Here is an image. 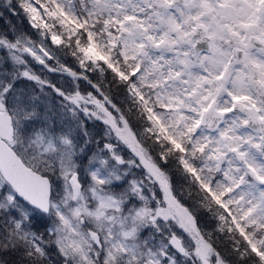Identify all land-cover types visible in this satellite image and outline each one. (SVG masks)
<instances>
[{
  "label": "snow or ice",
  "instance_id": "obj_1",
  "mask_svg": "<svg viewBox=\"0 0 264 264\" xmlns=\"http://www.w3.org/2000/svg\"><path fill=\"white\" fill-rule=\"evenodd\" d=\"M0 264H264V0H0Z\"/></svg>",
  "mask_w": 264,
  "mask_h": 264
}]
</instances>
